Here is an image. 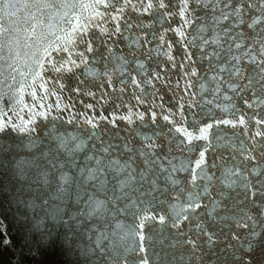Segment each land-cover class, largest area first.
<instances>
[{"label":"snow or ice","instance_id":"snow-or-ice-1","mask_svg":"<svg viewBox=\"0 0 264 264\" xmlns=\"http://www.w3.org/2000/svg\"><path fill=\"white\" fill-rule=\"evenodd\" d=\"M129 10L155 19L148 25L138 23L132 20ZM91 13L94 16L79 21L77 32L84 35L73 41L76 52L72 53L71 49L67 52L77 57L69 61V65L88 60V54L96 59L103 41L94 39L93 28L117 37L109 45L107 54L118 62L121 76L128 73L135 100L138 104H147V109L133 113L129 107L127 114L119 117L114 109L109 119L101 108L98 117L94 112L92 116L85 114L84 124L91 125L87 133L81 134L79 130L70 133L63 124H57L58 115H49L51 111L59 113L61 110L60 90L65 84L58 85L57 81L63 80L55 78L49 84L45 77L30 92L31 105L21 98L7 111L0 107V160L37 189L29 206L39 208L45 217L63 220L67 202L74 201L78 206L75 215L70 217L74 223L85 215L101 223L112 241L109 248L97 241L107 257L105 264H173V261L186 264L181 248L190 252L199 250L202 254L205 247L204 217L198 211L203 210L204 199L209 200L213 212L220 203L213 197L216 190H210L216 172H220V178L229 189L236 184L232 177L241 178L238 168L224 166L225 157L217 151L224 139L221 126L230 125L233 130L242 126L243 134L252 139L253 152L257 148L264 152V146L255 139L264 140V0H106L92 8ZM176 16L180 24L175 27H164L159 33L144 31L146 27L156 23L163 25ZM106 20L114 21L110 32L100 24ZM75 23V20L65 21L66 44L72 40L69 31ZM137 28L144 37H150L144 40L145 44L158 41L157 50L167 45L164 55L171 62V69H178L184 80L182 94L177 95L179 80L175 88L169 83L168 64L160 70L149 71L135 51H129L127 57L112 51L122 40L127 42L126 48L131 49L134 44L136 49L147 52L150 59L152 50L142 47L141 37L131 38ZM170 31L179 37L175 44L182 49V59L172 55L174 42L166 37ZM57 50H53L51 56H55ZM129 64L139 69L135 75L126 67ZM105 75L112 84V75ZM196 81L200 88L198 100L194 98L197 93L191 91ZM157 82L168 85L176 100L174 105L168 106L171 101L165 103L162 94L159 104L156 103ZM119 83L120 103L116 107L123 106L128 81L120 79ZM149 86L151 91H148ZM75 91L81 93L82 89L76 87ZM85 94L95 96L90 90ZM52 96L56 97L54 103L49 100ZM234 100L242 101L243 108L234 104ZM63 107L66 109L69 105ZM86 108L94 109V105L88 103ZM25 109L27 119L19 115V111ZM217 110L231 118H224ZM249 111L251 115L247 114ZM133 115L141 127H147L150 121L158 130L152 136L140 133L143 143L139 146L130 143L131 134L125 135L120 143L113 142L119 139V133L106 140L108 130L101 121L117 129V119L131 125ZM158 116L166 124L159 125ZM74 119L70 114L68 122ZM41 158L47 160V168L38 164ZM248 160L255 161L256 156L249 153ZM179 173L187 175L181 179ZM260 177H264V169L259 170L251 187L247 176L242 177V183L244 199H251L264 220V179ZM217 195L223 198L225 193L220 191ZM173 196L177 202H171ZM181 198H186V203L180 202ZM232 220V217L220 218L225 224ZM192 224L197 225L199 235L195 234ZM235 227L251 233L257 241H264V231L257 232L258 221L254 216L236 219ZM0 232L5 233L4 242L10 244L7 228L0 226ZM215 235L213 232L207 236L208 245L214 247L212 237ZM231 235L234 240L240 239L238 233Z\"/></svg>","mask_w":264,"mask_h":264},{"label":"water","instance_id":"water-1","mask_svg":"<svg viewBox=\"0 0 264 264\" xmlns=\"http://www.w3.org/2000/svg\"><path fill=\"white\" fill-rule=\"evenodd\" d=\"M104 3L106 0H0V107L7 111L21 98L31 105L30 92L39 85L43 78L48 77L49 84L53 78L63 80L57 81L58 85L61 82L65 84V87L60 90L61 110L59 113L51 111L49 115L50 117L58 115L57 124H63L70 133H76L77 130L81 134L87 133L91 125L84 124L85 114L92 116L94 112L98 117L101 108H103L104 114L109 116V119H111L110 113L114 109L117 117L126 115L129 107L132 108L133 113L146 110L147 104H138L135 100L128 73L125 72L121 76V70L117 67L118 62L114 58H109L107 54L109 45L117 37L109 36L108 32H101L100 28H93L94 39L103 41L96 54V59L93 60L92 54H88V60H84L79 65H69V61L77 57L69 55L67 52L71 49L72 53H75L76 48L73 47V41L84 35L77 32L79 21L83 17L94 16L91 9L97 4ZM129 15L132 20L138 23L142 21L145 25L155 19L148 14L140 15L131 12V10H129ZM66 20L77 21L69 31L72 40L67 44L64 40ZM91 22H94V19ZM100 24L102 27H106L109 32L114 28V21L111 20L100 21ZM179 24L180 18L176 16L163 25L156 23L151 27H146L144 31L155 30L159 33L163 31L164 27H175ZM121 25L123 28V21H121ZM188 31L192 32V29L189 28ZM246 32L251 34L250 30L246 29ZM136 36L141 37L140 43L144 49L152 50L150 59L147 52L136 49L134 44L131 49L126 48L127 42L122 40L112 51L117 55L124 54L126 57L129 51H135L137 57L144 61L145 67L149 71L160 70L161 67L168 64L171 73L169 83L175 88L176 81L179 80L180 89L177 90V95L182 94L184 80L178 69H171V62L164 55L167 45L165 44L157 50L158 41H153L150 45L145 44L144 40L150 39V37H144L139 28L134 29L131 38L135 39ZM166 37L174 42L172 55L177 59H182V49L178 44H175L179 37L171 31L166 34ZM83 47L84 45L81 44L80 48ZM56 49L58 50L55 56H51V52ZM126 67L133 75L139 71L135 64H129ZM106 73L112 75V84L108 83ZM120 79H125L128 83L123 93V106L116 107L120 103L118 99ZM195 84L196 87L191 91L197 93L194 98L198 100L199 81H196ZM76 87L81 88L82 92L77 93ZM156 88L159 89L156 96L157 104L160 102L159 95L161 94L165 103L171 101L168 106L176 103L167 84L157 82ZM88 90L92 91L95 96L86 95ZM151 90V86H149L148 91ZM256 90L258 91V88ZM136 91L138 93L139 90ZM102 95L103 99H101ZM55 99V96L49 98L53 103ZM88 103H92L94 109H87ZM233 103L239 108H243L242 101L234 100ZM65 104L69 105L66 109L63 107ZM157 111L159 112V109ZM217 111L224 118H231L226 113ZM8 114L11 115L10 112ZM70 114L75 117L71 123L68 122ZM235 114L238 116L239 112ZM247 114L251 115V112L249 111ZM19 115L25 119L28 118L26 109L19 111ZM146 119L148 118L146 117ZM133 120L134 123L130 125L127 121L117 119V129H113L107 121H101L100 124L108 130L106 140L119 133V139L113 142L120 143L125 135L131 134L130 143L139 146L143 143V136L140 133L152 136L153 132L158 130L150 121L147 127H141L135 115H133ZM157 123L159 125L166 124L160 116L157 117ZM44 124H48V121H44ZM221 129L224 139L220 142L217 151L225 157L224 166L233 167L234 170L238 168V176L241 178L232 177L231 179L236 180V184L229 189L220 178V172H216L210 190L212 188L216 190L213 197L220 203L213 212L211 203L205 198L202 204L203 210H198L204 217V221H202L205 227L203 253L200 254L199 250L190 252L187 248H181L180 251L185 254L186 264H264V241H257L251 233H246L235 227V220L247 215L257 219V232L264 231L261 210L252 204L251 199H244L242 183L243 176L248 177L249 187L256 181L259 170L264 169V152H261L259 148L253 152L252 139L243 134L242 126H238L235 130L230 125L221 126ZM255 139L261 146H264V140L259 137ZM249 153L256 156L255 161L248 160ZM175 154L180 156L179 152H175ZM38 164L42 168H47V160L43 158L38 160ZM186 175L179 173L181 179ZM260 178L264 179V177ZM36 190L11 170L6 162L0 160V226L7 228L6 236L11 239V243L6 244L4 242L5 233L0 232V264H105L107 257L97 241L105 244V248L110 247L112 241L107 229L101 223L90 220L87 215L74 223L70 219L73 214L75 215L78 207L74 201L67 202L66 215L63 220L45 217L39 208L33 209L29 206L33 198L32 194ZM220 191L225 193L223 198L217 195ZM51 195L53 193H49V196ZM171 202H177L175 196L172 197ZM180 202L186 203V198H181ZM206 205L207 207H205ZM221 217H232L233 220L225 224L220 222ZM40 220H43V223H40ZM248 222L251 223V221ZM191 227L195 230V234L199 235L197 225L192 224ZM101 232H103V238ZM213 232L216 233L212 237L214 247L208 245L207 241V236ZM233 232L239 234V240L233 239L231 235ZM169 255H171V251ZM173 264H177V262L173 261Z\"/></svg>","mask_w":264,"mask_h":264}]
</instances>
